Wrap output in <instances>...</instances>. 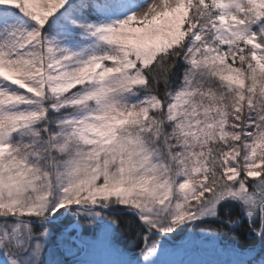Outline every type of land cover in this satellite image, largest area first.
Returning a JSON list of instances; mask_svg holds the SVG:
<instances>
[{
  "label": "snow or ice",
  "instance_id": "6c2138e0",
  "mask_svg": "<svg viewBox=\"0 0 264 264\" xmlns=\"http://www.w3.org/2000/svg\"><path fill=\"white\" fill-rule=\"evenodd\" d=\"M0 264H264V0H0Z\"/></svg>",
  "mask_w": 264,
  "mask_h": 264
}]
</instances>
